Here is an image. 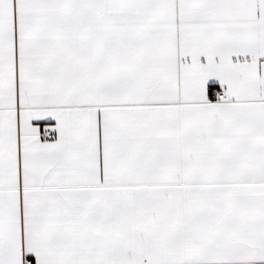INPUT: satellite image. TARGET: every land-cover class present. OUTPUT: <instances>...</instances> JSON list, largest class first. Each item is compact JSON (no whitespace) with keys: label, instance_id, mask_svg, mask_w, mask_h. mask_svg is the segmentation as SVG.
<instances>
[{"label":"snow or ice","instance_id":"1","mask_svg":"<svg viewBox=\"0 0 264 264\" xmlns=\"http://www.w3.org/2000/svg\"><path fill=\"white\" fill-rule=\"evenodd\" d=\"M0 264H264V0H0Z\"/></svg>","mask_w":264,"mask_h":264}]
</instances>
